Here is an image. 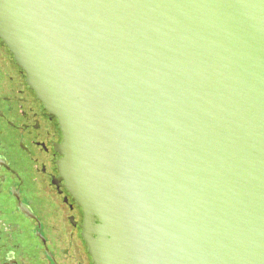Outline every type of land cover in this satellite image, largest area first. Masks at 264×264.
Segmentation results:
<instances>
[{
    "label": "water",
    "instance_id": "1",
    "mask_svg": "<svg viewBox=\"0 0 264 264\" xmlns=\"http://www.w3.org/2000/svg\"><path fill=\"white\" fill-rule=\"evenodd\" d=\"M0 40L94 264H264V0H0Z\"/></svg>",
    "mask_w": 264,
    "mask_h": 264
},
{
    "label": "flooded vegetation",
    "instance_id": "2",
    "mask_svg": "<svg viewBox=\"0 0 264 264\" xmlns=\"http://www.w3.org/2000/svg\"><path fill=\"white\" fill-rule=\"evenodd\" d=\"M63 134L0 40V264H94L59 172Z\"/></svg>",
    "mask_w": 264,
    "mask_h": 264
}]
</instances>
